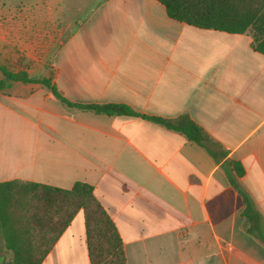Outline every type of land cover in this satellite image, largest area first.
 I'll list each match as a JSON object with an SVG mask.
<instances>
[{
    "label": "crops",
    "instance_id": "1",
    "mask_svg": "<svg viewBox=\"0 0 264 264\" xmlns=\"http://www.w3.org/2000/svg\"><path fill=\"white\" fill-rule=\"evenodd\" d=\"M45 9L39 39L15 10L0 22V64L49 77L70 101L185 113L216 156L153 120L69 106L16 80L0 89V182L91 184L126 264H264V54L250 31L188 24L159 0ZM10 258L0 236V264ZM39 264H91L81 209Z\"/></svg>",
    "mask_w": 264,
    "mask_h": 264
},
{
    "label": "trees",
    "instance_id": "2",
    "mask_svg": "<svg viewBox=\"0 0 264 264\" xmlns=\"http://www.w3.org/2000/svg\"><path fill=\"white\" fill-rule=\"evenodd\" d=\"M169 16L198 27L241 33L249 30L251 46L264 54V0H159ZM0 89L12 81L38 82L69 106L108 114L141 116L184 133L212 155L208 137L187 114L175 119L149 115L123 102H75L63 97L49 77H30L0 64ZM232 165L242 173L239 162ZM82 209L91 264H126L119 233L97 201L91 184L76 181L69 189L18 179L0 182V236L11 258L6 264H39L54 240Z\"/></svg>",
    "mask_w": 264,
    "mask_h": 264
},
{
    "label": "rangeland",
    "instance_id": "3",
    "mask_svg": "<svg viewBox=\"0 0 264 264\" xmlns=\"http://www.w3.org/2000/svg\"><path fill=\"white\" fill-rule=\"evenodd\" d=\"M58 0H0V22L3 26L7 27V18L9 14H12L15 10L16 15L20 21L26 20L28 25L21 24L29 27V36H33L39 39V19L43 16L42 10L47 7L55 5ZM54 30H51L53 33ZM52 36H54L52 34ZM1 76V73H0ZM82 210V209H81Z\"/></svg>",
    "mask_w": 264,
    "mask_h": 264
}]
</instances>
